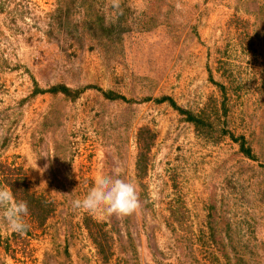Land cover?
Returning a JSON list of instances; mask_svg holds the SVG:
<instances>
[{
    "label": "rangeland",
    "instance_id": "1",
    "mask_svg": "<svg viewBox=\"0 0 264 264\" xmlns=\"http://www.w3.org/2000/svg\"><path fill=\"white\" fill-rule=\"evenodd\" d=\"M119 5L0 0V264H264V0ZM116 167L138 213L72 207Z\"/></svg>",
    "mask_w": 264,
    "mask_h": 264
},
{
    "label": "clouds",
    "instance_id": "2",
    "mask_svg": "<svg viewBox=\"0 0 264 264\" xmlns=\"http://www.w3.org/2000/svg\"><path fill=\"white\" fill-rule=\"evenodd\" d=\"M112 5L119 8V0H112ZM72 207L93 216L104 213L124 218L138 213L142 202L136 186L123 178L121 170L116 167L112 175L98 177L83 199L72 201ZM28 214L26 201H17L9 188L0 187V215L9 231L24 235L30 227L24 219Z\"/></svg>",
    "mask_w": 264,
    "mask_h": 264
},
{
    "label": "trees",
    "instance_id": "3",
    "mask_svg": "<svg viewBox=\"0 0 264 264\" xmlns=\"http://www.w3.org/2000/svg\"><path fill=\"white\" fill-rule=\"evenodd\" d=\"M171 101V105L176 107L177 110L181 114H187V121L193 122L197 127L201 125V121L193 116V114L189 111L182 110L176 106L175 103H173V100ZM156 138V134L151 133L148 129H144L139 134V142L142 145V152L140 153V160H141V169L145 170L147 168V160H148V153L150 152V149L152 148L153 142ZM42 206V210L46 211L48 206L44 203L39 202L37 204V209H40Z\"/></svg>",
    "mask_w": 264,
    "mask_h": 264
}]
</instances>
